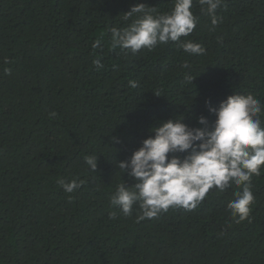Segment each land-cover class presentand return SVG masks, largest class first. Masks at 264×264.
<instances>
[{"label": "trees", "instance_id": "1", "mask_svg": "<svg viewBox=\"0 0 264 264\" xmlns=\"http://www.w3.org/2000/svg\"><path fill=\"white\" fill-rule=\"evenodd\" d=\"M138 3L159 13L174 7L0 0V264H264V169L240 222L227 207L236 186L155 218L139 219V204L129 216L110 206L117 184L135 182L116 162L157 122H211L206 101L215 107L233 94L264 104V0H224L215 26L193 0L197 24L182 39L201 44L203 55L174 43L136 54L113 47L111 29L127 27L135 17L124 14ZM88 155H99L96 172ZM60 178L84 183L69 194Z\"/></svg>", "mask_w": 264, "mask_h": 264}, {"label": "clouds", "instance_id": "2", "mask_svg": "<svg viewBox=\"0 0 264 264\" xmlns=\"http://www.w3.org/2000/svg\"><path fill=\"white\" fill-rule=\"evenodd\" d=\"M198 2L215 26L216 10L224 0ZM192 6L193 0H174V7L168 13H159L143 3L132 6L124 19H135L125 28L111 29L113 47L136 54L174 43L189 55H203L206 50L201 44L182 39L197 24ZM99 46V41L93 45ZM94 63L98 69L103 67L99 60ZM185 80L192 84L193 78L186 76ZM130 84L133 88L137 86L135 82ZM206 106L215 117L213 121L199 115L198 126H189L184 123V116L179 115L157 122L129 159L116 162L121 176L127 172L135 182L129 186L121 179L110 197L111 207L129 216L139 204L142 211L139 219L155 218L169 208H196L210 189L224 192L236 186L239 190L227 207L232 217L238 218L237 222L249 217L255 200L252 178L264 169V104L252 94H233L218 106H212L211 101H206ZM113 140L119 142L116 137ZM98 156L85 157L92 172H96ZM57 183L70 194L84 182L60 178ZM115 216V212L110 213V218Z\"/></svg>", "mask_w": 264, "mask_h": 264}]
</instances>
